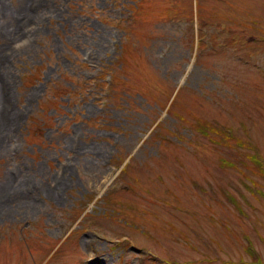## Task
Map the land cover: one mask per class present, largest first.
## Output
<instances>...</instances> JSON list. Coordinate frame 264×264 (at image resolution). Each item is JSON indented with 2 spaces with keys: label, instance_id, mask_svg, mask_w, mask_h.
<instances>
[{
  "label": "rangeland",
  "instance_id": "obj_1",
  "mask_svg": "<svg viewBox=\"0 0 264 264\" xmlns=\"http://www.w3.org/2000/svg\"><path fill=\"white\" fill-rule=\"evenodd\" d=\"M255 153L264 0H0V264H264Z\"/></svg>",
  "mask_w": 264,
  "mask_h": 264
},
{
  "label": "trees",
  "instance_id": "obj_2",
  "mask_svg": "<svg viewBox=\"0 0 264 264\" xmlns=\"http://www.w3.org/2000/svg\"><path fill=\"white\" fill-rule=\"evenodd\" d=\"M204 126V125H203ZM202 128V127H201ZM203 129V128H202ZM222 132H223V134H224V137L225 138H228V135H227V132H226V130H221ZM259 154L257 153H255V154H252L251 155V159L255 162V163H257L258 164V167L260 168V170H261V172H263L264 173V163H260L259 162V160H261V158L259 159V157H260V155L258 156ZM225 162V161H224ZM226 164H230V163H227V162H225ZM231 200L233 199V198H230ZM234 203H236V201L235 200H232ZM249 252H250V254H253L250 250H248Z\"/></svg>",
  "mask_w": 264,
  "mask_h": 264
},
{
  "label": "bare ground",
  "instance_id": "obj_3",
  "mask_svg": "<svg viewBox=\"0 0 264 264\" xmlns=\"http://www.w3.org/2000/svg\"><path fill=\"white\" fill-rule=\"evenodd\" d=\"M23 6V5H22ZM23 12V15L25 16V18H28V15H27V13L23 10L22 11Z\"/></svg>",
  "mask_w": 264,
  "mask_h": 264
}]
</instances>
